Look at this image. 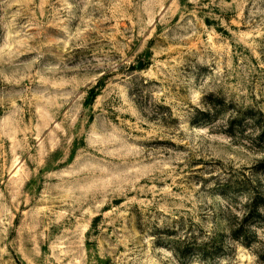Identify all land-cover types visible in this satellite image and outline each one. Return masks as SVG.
I'll list each match as a JSON object with an SVG mask.
<instances>
[{"label": "rangeland", "instance_id": "374dc122", "mask_svg": "<svg viewBox=\"0 0 264 264\" xmlns=\"http://www.w3.org/2000/svg\"><path fill=\"white\" fill-rule=\"evenodd\" d=\"M0 264H264V0H0Z\"/></svg>", "mask_w": 264, "mask_h": 264}, {"label": "trees", "instance_id": "16d2710c", "mask_svg": "<svg viewBox=\"0 0 264 264\" xmlns=\"http://www.w3.org/2000/svg\"><path fill=\"white\" fill-rule=\"evenodd\" d=\"M200 114H202V115L204 116V115H207L208 113H205V112H201Z\"/></svg>", "mask_w": 264, "mask_h": 264}]
</instances>
